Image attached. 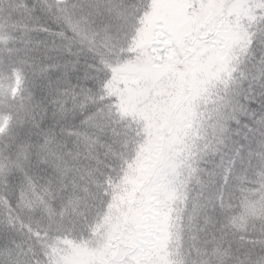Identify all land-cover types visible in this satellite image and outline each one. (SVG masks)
Returning a JSON list of instances; mask_svg holds the SVG:
<instances>
[{"label": "trees", "instance_id": "obj_1", "mask_svg": "<svg viewBox=\"0 0 264 264\" xmlns=\"http://www.w3.org/2000/svg\"><path fill=\"white\" fill-rule=\"evenodd\" d=\"M153 1L0 0V119H7L0 132V219L18 217L24 227L7 235L33 245L41 264H62L52 244L73 264H136L127 244L139 246L152 214L163 228L160 264L264 261V200L259 212L247 210V201L264 193V158L255 155L264 153V125L257 123L264 80L252 79L261 45H254L255 58L237 50L229 59L226 45L223 55L208 49L215 54H205L212 61L201 69L200 89L171 106L164 121L158 92L173 75H148L162 66L146 47L159 32L147 20ZM134 2L144 11L125 25L122 6ZM241 2L254 16L264 14L260 0ZM228 10L226 20L235 17ZM200 11L202 19L211 12ZM239 71L248 75L242 87L234 79ZM234 108L239 123L229 118ZM92 113L85 128L81 120ZM157 131L160 153L148 147ZM240 144L228 182L219 174L208 184L215 149L231 155ZM122 210L119 250L108 262L105 254L95 261L89 246ZM9 259L0 252V264Z\"/></svg>", "mask_w": 264, "mask_h": 264}, {"label": "rangeland", "instance_id": "obj_2", "mask_svg": "<svg viewBox=\"0 0 264 264\" xmlns=\"http://www.w3.org/2000/svg\"><path fill=\"white\" fill-rule=\"evenodd\" d=\"M202 5L198 7L196 0H192L193 7L188 9L193 16L188 17L184 9H186L185 0H154L153 6L151 9L150 14L147 17V20H150V26L154 27V24L158 22L161 24H168L170 27H174L177 31H186L189 27L190 23H195V18L198 16L200 19L199 23H205V25L210 24L213 25V29L207 33L206 36L210 34V37H207L208 45H210V50L213 47H216V54L223 55V48L226 43L230 40L231 36L234 34L237 26H240V21H247L252 22L250 17L254 16L251 10L248 11L247 8H244V3L239 0L236 2L235 0H211V6L209 0H201ZM197 3V4H195ZM246 3H249L246 2ZM204 7L211 12L205 13L202 19L200 9H204ZM234 10L232 14H235V17L226 20V11ZM205 11V10H204ZM200 14V15H198ZM172 19V20H169ZM147 30L144 32L143 37H141V41H144L147 37ZM203 39V37H202ZM206 40V39H205ZM164 41V40H163ZM215 41V43H213ZM168 45H172L173 49L176 51L172 54V58L175 63H178L181 66H176L175 64L172 65H163L159 68H154L153 73H148V75L152 78L160 76L161 79L166 78L170 75H173L171 81L166 84L164 87L159 89V99H160V106L164 110V114L166 117L163 118L164 121L167 120V115L169 114V109L171 106H176L177 104L182 103L181 99L192 97V90L200 89L199 82L195 81L192 77H185L182 75L185 72V67H183L185 53L181 54L184 51L179 45H173L171 41L166 43ZM170 45V46H171ZM147 48H151V43L149 42L146 45ZM154 56L156 54H160V49L153 45ZM214 53V54H215ZM206 58V57H205ZM158 59V55L156 56V62ZM140 63V62H139ZM165 64V57L164 62ZM145 67L148 66L147 62L143 64ZM168 71H164V69ZM126 78V76H124ZM129 79L130 77L127 76ZM160 79V80H161ZM202 79V78H201ZM127 80V79H126ZM17 89L16 84L14 85L15 92ZM185 90L187 94H185ZM6 118L0 119V132H2L6 126ZM165 129H170L169 126H164ZM156 134L149 140L148 147L154 148V151L157 152L162 151L163 146V139L162 133L157 131ZM156 162V159H154ZM153 198V197H152ZM151 199V198H148ZM264 200V193H260L256 198L249 199L247 201V210L250 212H259L262 209V203ZM132 203L130 201L129 205ZM151 211H156V207L150 209ZM125 217V211L122 210L118 212L115 216H112L107 224L104 226L103 230L99 233L97 238L93 241V244L89 246V250L95 255V261L99 262L100 257L108 262V256L116 253L119 250V241L120 239H115L114 237L120 236V231L122 228V221ZM150 218L147 222L143 223V233L142 236L139 237L140 242L139 246L137 245H129L133 249L131 252V257L134 263L136 264H160L162 255L164 253L163 248V240L161 241V224L159 218L152 214L148 216ZM163 224H164V217L162 215ZM163 229V228H162ZM138 229L135 236H138ZM121 242V241H120ZM60 247V244H52L49 248L50 250L57 256L59 261L65 264H73L68 262L62 255H58L57 250ZM131 250V249H130ZM132 262V263H133Z\"/></svg>", "mask_w": 264, "mask_h": 264}, {"label": "snow or ice", "instance_id": "obj_3", "mask_svg": "<svg viewBox=\"0 0 264 264\" xmlns=\"http://www.w3.org/2000/svg\"><path fill=\"white\" fill-rule=\"evenodd\" d=\"M209 3L211 6V0H209ZM122 7V19L125 25L129 23L134 24L142 11H144V8L139 2L125 4ZM260 7L264 9V0H260ZM250 19L252 22L248 25H238L234 34L227 42L226 47L228 51V58L230 59L234 56L237 50L245 56L255 58L256 53L254 45L258 42L261 45V52L257 63L253 65V67L256 68V72L253 74L252 79L264 80V14L251 16ZM212 29L213 25H200L197 23H190L186 31H177L174 27H172L169 30L167 39L165 40V43L171 41L173 45H179L184 49L186 53L184 64L186 67L185 72L182 75L185 77H192L197 82H199L204 75L201 69L212 61L211 56L205 58V53L208 52L210 45H208L207 41L202 39V37L206 36ZM213 43H215V41ZM56 71H60L59 67L56 68ZM71 71H78V68L73 67L71 68ZM164 71L166 72L168 70L165 68ZM233 71H236V69L233 68L228 71L229 78H233ZM234 79L239 80L242 87L244 81L248 79L247 72L239 71L238 76L234 77ZM249 88H251V85H249ZM243 99L247 100L249 97L244 95ZM239 107L240 110L243 111L244 105L240 104ZM97 111H101V109H97ZM92 115H94V113L82 118L81 123L85 126V128L88 127V123ZM229 118L234 120L236 123L240 122L235 115V108L233 109V114ZM257 123L264 125V116L259 117L257 119ZM245 126L249 127L248 125ZM227 127L226 123H222L220 126V132L222 134L225 133L227 131ZM219 142L223 143V140H220ZM261 144L264 145V141H261ZM242 150V144L234 148L231 155H227L219 152V149H215L219 158L215 161V167L208 173L209 180L207 183H214L215 177L219 174L223 175V180L227 183L229 176L235 169L237 158L241 156ZM248 154L250 157L253 155L251 150H249ZM255 155L264 158V153L256 152ZM249 163H251V161H249ZM217 169L220 171L218 172ZM23 227V223L19 221L18 217L11 215V212H9L4 218L0 219V230H3L0 232V252L6 253L11 258L6 261V264H41L40 253L35 250L33 245L29 244L26 247L23 242H17L15 235H7L8 233H17L19 229H22ZM240 264H244V262L241 261ZM249 264H251V262H249ZM261 264H264V261H262Z\"/></svg>", "mask_w": 264, "mask_h": 264}, {"label": "flooded vegetation", "instance_id": "obj_4", "mask_svg": "<svg viewBox=\"0 0 264 264\" xmlns=\"http://www.w3.org/2000/svg\"><path fill=\"white\" fill-rule=\"evenodd\" d=\"M166 29L169 30V27L166 26ZM164 30V32L162 34L159 35V38L160 40H158V43L161 44V48L159 53L161 54V58H159V61L162 62L163 61V58L165 57V59H168V55H172L174 54L176 51L173 49V46L171 45H168L165 43V40L167 39V36H168V33H167V30ZM164 40V41H163ZM171 49V50H169ZM185 53V51L181 52V54ZM186 54V53H185ZM179 66L182 67V65L179 64ZM183 67H186L185 64L183 63Z\"/></svg>", "mask_w": 264, "mask_h": 264}]
</instances>
